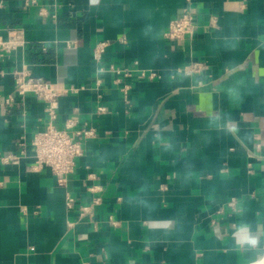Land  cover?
Returning a JSON list of instances; mask_svg holds the SVG:
<instances>
[{
	"label": "crops",
	"instance_id": "crops-1",
	"mask_svg": "<svg viewBox=\"0 0 264 264\" xmlns=\"http://www.w3.org/2000/svg\"><path fill=\"white\" fill-rule=\"evenodd\" d=\"M185 9L195 33L167 38ZM0 41V264H244L234 226L264 231V0H0ZM17 71L68 89L56 126L95 131L66 185L32 168L46 103Z\"/></svg>",
	"mask_w": 264,
	"mask_h": 264
},
{
	"label": "built area",
	"instance_id": "built-area-1",
	"mask_svg": "<svg viewBox=\"0 0 264 264\" xmlns=\"http://www.w3.org/2000/svg\"><path fill=\"white\" fill-rule=\"evenodd\" d=\"M29 4H37V0H26ZM215 23V21L213 22ZM197 23L193 12L185 9L181 15L173 18L165 32V36L172 40L183 41L187 35L195 33ZM13 38V35H11ZM106 42H101L95 48V58L99 60L104 52ZM11 45L7 41H0L3 50L9 49ZM190 71H199L201 63L195 62L187 66ZM151 75H155L152 73ZM67 88L62 83L51 82L41 77H34L27 71L16 72V91L19 96L25 98L28 95H35L46 103V114L48 116L47 126L39 130L33 140L34 170L49 168L52 175L60 185L68 184L71 176L76 170L77 158L84 153V141L95 135L92 128L77 127L76 118L70 117L66 125L61 128L56 126V119L59 111V97L67 92ZM7 103L12 105L14 98L10 96ZM100 111L105 107L100 106ZM19 157L9 156L5 160L17 161ZM74 201L72 197L68 199V204ZM101 203V197H96L91 206H83L82 212H86L89 207Z\"/></svg>",
	"mask_w": 264,
	"mask_h": 264
},
{
	"label": "clouds",
	"instance_id": "clouds-1",
	"mask_svg": "<svg viewBox=\"0 0 264 264\" xmlns=\"http://www.w3.org/2000/svg\"><path fill=\"white\" fill-rule=\"evenodd\" d=\"M232 240L238 252L251 254L244 264H264V231L254 230L251 224L241 221L234 226Z\"/></svg>",
	"mask_w": 264,
	"mask_h": 264
}]
</instances>
